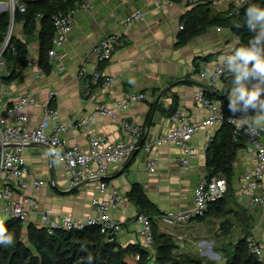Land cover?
Wrapping results in <instances>:
<instances>
[{
    "label": "crops",
    "instance_id": "0c3cea01",
    "mask_svg": "<svg viewBox=\"0 0 264 264\" xmlns=\"http://www.w3.org/2000/svg\"><path fill=\"white\" fill-rule=\"evenodd\" d=\"M78 1L74 0L73 5ZM211 6L214 11L228 14L234 3L214 0ZM189 8L188 0H171L160 7L154 0H93L90 6L74 14L72 31L67 40L57 46L56 56L48 55V70L42 67L36 73L40 66L39 41L34 39L29 42L28 58L33 64L22 68L19 78L2 81L1 104L11 105L19 95L33 94L38 103L24 108L30 124L35 125L41 120L47 104L58 112L60 121L71 124L63 132L68 143L78 144L85 150L89 149L93 136L117 141L125 121L138 124L143 129L139 148L110 168L105 177L108 187L117 188L127 197L132 184L137 182L162 214L166 210L191 207L193 187L203 176H207L208 168H211L210 140L220 136L223 121L194 134L192 144L196 155L188 164L182 163V153L172 142L158 146L153 144L159 135L169 129V116L176 110L191 120L208 115L207 108H196L194 97L199 90L209 94L225 112H230L227 91L232 80L231 73H226L219 83L203 81L207 87L200 81V71L203 62L220 57L238 41L227 27L210 25L200 34L180 43L182 18ZM138 9L143 10V18L126 27L124 17ZM6 10L7 1L0 0V12ZM15 26V35L25 40L23 23L14 22ZM112 32L121 34L123 44L115 49L109 60L97 62L90 51L104 35ZM96 70L101 71L103 77H114V83L106 85L103 78L96 79ZM6 73L4 71L3 75ZM136 92H145L146 97L116 109L115 116L96 114L101 107H115L117 100H124ZM174 97L176 104L172 107ZM157 100L165 109L172 107V111L156 107ZM90 113L96 116L88 127L76 124ZM149 144L153 145L152 149L146 151L145 146ZM23 153L29 169L27 179L32 176L45 181L39 188L30 187L27 191L37 201L28 222L39 224L40 212L45 208H51L56 214L84 215L92 211V198L98 193L97 178L86 177L79 185L71 186L64 163L52 160L45 144L29 142L24 145ZM150 159L156 161L155 171L148 168ZM254 163L253 155L244 144L236 151L232 165L230 192L234 197H228L219 204L212 201L202 222L209 226V231L215 229L216 237H228L226 242L252 234L263 248L264 260V205L253 203L246 196L238 197L236 193L245 172L251 170ZM95 168L93 163L90 171ZM218 177L226 182L228 190L225 177ZM17 195L20 197L19 193ZM113 214L122 221L123 227L116 240L126 249L127 261L137 263L145 245L141 224L134 217L136 207L128 199L127 205L114 210ZM0 219H7L1 208ZM162 219H165L162 215L155 218V228L174 233L161 226Z\"/></svg>",
    "mask_w": 264,
    "mask_h": 264
},
{
    "label": "built area",
    "instance_id": "2783aa9c",
    "mask_svg": "<svg viewBox=\"0 0 264 264\" xmlns=\"http://www.w3.org/2000/svg\"><path fill=\"white\" fill-rule=\"evenodd\" d=\"M8 11L12 19L5 41L0 48V84L3 81V73L7 71V64L3 57L4 45L10 42V37L14 28L13 15L16 9L26 10V3L30 0H6ZM93 0H79L69 10L65 12L53 13L51 19L54 26L52 37V47L48 51L49 56L58 54L57 46L67 40L72 31V21L74 14L83 8L91 5ZM235 8L247 5L250 0H230ZM157 7L167 5L170 0H154ZM38 12L36 17H42ZM142 9L124 17V25L130 27L135 21L143 18ZM183 27V26H181ZM218 30L221 27L218 26ZM237 41L239 36L235 34ZM8 42V43H9ZM123 44L120 33H108L96 43L90 55L97 62L109 60L115 49ZM228 53L224 51L222 55ZM221 55V56H222ZM33 62L28 58L27 65ZM219 64V57L212 61H205L200 71V79L204 82H214L210 78H205L203 73L208 68H214ZM16 70L20 71L21 66L16 65ZM42 70V66L37 67ZM83 73V70H80ZM228 73L226 70L220 79ZM96 79H102L106 85L114 83L112 76H102L99 70L94 71ZM209 84V83H208ZM1 94V92H0ZM146 97L145 92L129 94L124 100H117L115 107H101L96 114L115 116L116 109L127 107L134 101L142 100ZM196 108L205 107L209 113L205 118L191 120L180 110H176L169 117V129L159 135L153 145H161L172 142L182 153L181 161L188 164L196 155V150L192 144L193 136L196 132L213 127L216 122L227 120L232 125L234 136L245 135V146L255 159L251 170L245 172L243 179L236 190L238 197L246 196L253 203L264 205V130H257L254 134L250 132L247 125L230 120L231 112H225L212 98L208 97L202 90L195 93ZM38 103V99L33 94H21L17 101L11 105L3 106L0 102V199L1 211L6 218H17L23 223L28 222L31 210L36 206V199L27 194L28 189L39 188L45 181L29 175V169L24 157V145L29 142L45 144L52 157L62 161L66 171L69 173L70 185H79L84 178L91 177L99 180L98 193L92 198L93 209L84 215L56 214L51 208H45L40 212L39 226H44L49 233L56 228L81 229L86 225H96L102 233L106 234L109 240H115L119 232L122 231V221L114 216L113 211L126 206L128 198L117 188H109L105 177L110 168L119 162L124 161L139 148V139L143 129L138 124L125 121L120 131L117 141H111L103 136H93L90 138L88 150L83 149L78 144H69L63 136V132L71 125L59 120L58 112L45 104L44 114L41 120L31 125L29 115L24 108L27 105ZM96 114L90 113L79 119L76 124L88 127L94 120ZM240 114L237 113V116ZM10 143H14L11 145ZM151 144L145 146L146 151L152 149ZM95 163V170L90 171L91 165ZM148 168L156 170V161L150 159ZM18 189V190H17ZM227 192L226 182L218 177L203 176L193 187V205L189 208L166 210L162 216L175 223H187L196 217L207 213L209 204L222 197ZM20 194V197L17 195ZM136 221L141 224L142 240L145 248L150 253H154V234L151 222L148 217L141 213L136 216ZM247 248L253 254L262 257L263 248L252 234L244 236ZM159 264V263H156Z\"/></svg>",
    "mask_w": 264,
    "mask_h": 264
},
{
    "label": "trees",
    "instance_id": "16d2710c",
    "mask_svg": "<svg viewBox=\"0 0 264 264\" xmlns=\"http://www.w3.org/2000/svg\"><path fill=\"white\" fill-rule=\"evenodd\" d=\"M195 1L197 2L182 18L183 29L180 36L182 42L180 43L200 34L210 25H219L227 27L239 36L237 46L246 45L253 33L245 25V10L251 4L264 6V0H250L248 5L239 9L231 7L228 14H222L214 11L211 6L214 0ZM73 4L74 0H34L27 1L25 11L15 10L14 22L23 23L26 38L21 40L15 34L11 35L10 42L3 52L7 64V73L4 74L3 80L9 81L20 77L22 71H17L16 65L19 64L21 69L26 67L28 44L34 39L39 41V65L48 70V51L52 47V37L55 31L51 17L53 13L67 11ZM38 12L43 14L39 19L36 17ZM11 19L12 16L8 10L0 12V48L5 41ZM38 22L40 27H38ZM205 92L207 93V90ZM175 104L176 98L174 97L172 107ZM155 105L163 111H172V107L165 109L161 106L159 100L155 102ZM232 128L227 120H223L219 131L220 136L210 140L211 168H208L207 176H224L229 184L226 196L215 200L217 204L228 197H234L230 192L233 160L236 151L245 144V135L234 136ZM71 190L75 191V188ZM127 197L136 207L134 217L141 213L145 214L151 222L154 234V253H150L146 248L142 249L137 263L127 261L126 249L116 239H107L106 234L102 233L96 225L90 224L81 229L70 230L56 228L49 233L44 226L30 222L27 226V241H25L23 222L17 218H7L4 220L5 226L13 235L14 243L7 247L0 245V264H89V254L93 257L91 264H215L211 260L206 262L201 256L179 252L180 244L173 234L158 231L155 228L154 220L162 215V212L147 197L140 184L133 183L127 192ZM204 218L205 215L191 221H202ZM224 250L226 251L224 264H264L263 257L248 250L244 236L229 239Z\"/></svg>",
    "mask_w": 264,
    "mask_h": 264
},
{
    "label": "clouds",
    "instance_id": "9594fccd",
    "mask_svg": "<svg viewBox=\"0 0 264 264\" xmlns=\"http://www.w3.org/2000/svg\"><path fill=\"white\" fill-rule=\"evenodd\" d=\"M245 25L253 33L248 43L230 46L228 53L219 57V64L206 69L203 75L219 83L225 70L231 73L227 91L228 110L232 113L229 119L247 125L254 134L264 130V6L249 5L245 10ZM13 243V235L0 219V245L7 247ZM92 259L89 254V264Z\"/></svg>",
    "mask_w": 264,
    "mask_h": 264
},
{
    "label": "rangeland",
    "instance_id": "374dc122",
    "mask_svg": "<svg viewBox=\"0 0 264 264\" xmlns=\"http://www.w3.org/2000/svg\"><path fill=\"white\" fill-rule=\"evenodd\" d=\"M188 2L192 6L197 1L188 0ZM15 32H17L16 26L12 34H15ZM29 223L30 222L23 223V238L25 241H27L26 235ZM161 226L174 232L172 234L180 244L178 249L179 252H185L193 256H201L205 258L206 262L211 260L214 261L215 264H224V255L226 254L224 246L226 245L228 237H216L215 229L209 231V226L206 225L205 222L195 221L192 223L191 221L187 223H175L168 219H162Z\"/></svg>",
    "mask_w": 264,
    "mask_h": 264
},
{
    "label": "water",
    "instance_id": "95a60500",
    "mask_svg": "<svg viewBox=\"0 0 264 264\" xmlns=\"http://www.w3.org/2000/svg\"><path fill=\"white\" fill-rule=\"evenodd\" d=\"M9 42V41H8ZM8 42L5 43L4 45V49L6 48V46L8 45ZM201 81V80H200ZM203 85L207 86V83H204L203 81H201ZM208 87V86H207ZM11 145H13L14 143H10ZM53 160V157H52Z\"/></svg>",
    "mask_w": 264,
    "mask_h": 264
}]
</instances>
